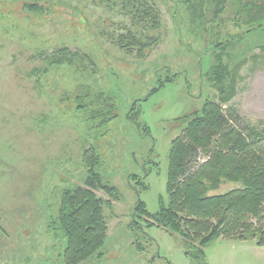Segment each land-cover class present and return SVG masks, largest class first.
<instances>
[{"label":"rangeland","instance_id":"374dc122","mask_svg":"<svg viewBox=\"0 0 264 264\" xmlns=\"http://www.w3.org/2000/svg\"><path fill=\"white\" fill-rule=\"evenodd\" d=\"M116 1L0 0V264H65V242L48 229L55 194L83 187L92 165L125 202L104 209V255L80 264H199L180 236L145 218L139 252L129 225L139 200L151 215L161 197L167 201L169 151L185 128L179 119L215 96L204 77L210 52L190 33L179 0H149L157 29ZM128 30L148 45L141 53L119 44ZM64 48L77 54L76 63L46 74L44 58ZM241 74L232 104L252 122H264V69L251 62ZM159 81L163 88L149 97ZM83 86L111 97L118 118L99 127L77 110L73 95ZM133 104L140 129L127 119ZM237 186L223 184L214 194ZM96 195L110 200L105 191ZM205 262L264 264V245L222 237L206 247Z\"/></svg>","mask_w":264,"mask_h":264},{"label":"trees","instance_id":"16d2710c","mask_svg":"<svg viewBox=\"0 0 264 264\" xmlns=\"http://www.w3.org/2000/svg\"><path fill=\"white\" fill-rule=\"evenodd\" d=\"M179 1L188 16L190 33L210 52V68L204 77L215 96L206 100L200 111L179 119L185 128L169 151L167 201L161 197L159 211L151 215L139 200L129 228L139 252L143 251L139 235L144 233L145 218L152 221L150 227L157 225L180 236L186 255L206 264V247L222 237L258 238L264 245V122H252L232 104L239 83L244 81L241 71L251 62L264 69V0ZM116 5L133 14L134 19L146 20L158 28V11L149 0H118ZM30 8L37 9L34 5ZM229 25L236 33L229 31ZM142 41L136 30H128L119 44L122 48L138 47L141 53L148 46ZM256 49L259 54H255ZM76 57L67 48L57 50L44 58V72L74 65ZM82 57L91 62L87 54ZM164 84L159 81L149 97ZM96 92L89 86L80 87L73 95L74 104L96 126H106L118 118L117 106L105 92ZM135 108L133 104L127 119L140 129V113H134ZM91 150L95 152L93 147ZM86 161L88 164L89 157ZM88 173L83 187L55 194L58 205L48 229L65 242V264H80L104 255L108 232L104 209L111 202H125L118 188L103 182L95 165ZM227 183L238 186L214 194ZM97 190L105 191L110 200L99 198Z\"/></svg>","mask_w":264,"mask_h":264}]
</instances>
